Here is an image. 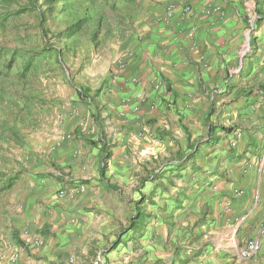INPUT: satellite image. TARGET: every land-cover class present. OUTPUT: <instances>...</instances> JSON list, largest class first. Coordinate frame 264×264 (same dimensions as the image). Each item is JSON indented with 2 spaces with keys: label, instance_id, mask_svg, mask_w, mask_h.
I'll list each match as a JSON object with an SVG mask.
<instances>
[{
  "label": "crops",
  "instance_id": "0c3cea01",
  "mask_svg": "<svg viewBox=\"0 0 264 264\" xmlns=\"http://www.w3.org/2000/svg\"><path fill=\"white\" fill-rule=\"evenodd\" d=\"M160 2L150 10L143 37L134 39V55L117 73L115 89L100 92L106 101H96V109L83 101L80 117L68 115L62 135L52 138L45 168L50 173L26 183L21 173L7 191L0 207V264H101L102 246L125 223V216L119 223L112 213L125 204L122 192H133L128 202L134 205L171 184L186 197L204 189L201 206L213 209L216 229L232 230L235 242L247 233L258 239L261 248L252 264H264V135L247 133L260 145L248 140L244 149L241 132L232 150H211L200 158L196 144L210 129L204 121L213 98L208 93L235 79L241 91L250 79L242 76L244 70L259 77L263 34L224 3L220 10L212 0ZM182 2L192 5L190 14L182 12ZM258 88L244 104L256 100ZM236 101L229 100L223 112ZM97 112L98 120L92 117Z\"/></svg>",
  "mask_w": 264,
  "mask_h": 264
},
{
  "label": "rangeland",
  "instance_id": "374dc122",
  "mask_svg": "<svg viewBox=\"0 0 264 264\" xmlns=\"http://www.w3.org/2000/svg\"><path fill=\"white\" fill-rule=\"evenodd\" d=\"M31 1L34 10L20 16L7 15L0 9V50L14 55L10 70L0 66V207L9 197V178L22 173L26 183L32 177L38 179L50 173L45 168L49 169L51 163L52 138L62 135L59 131L68 115L78 119L79 112L85 109L78 91L88 90L89 99L95 103L106 101L100 92L104 89V93L111 94L115 89L117 73L127 69L134 55L132 43L136 37H143L141 29L149 22L150 10L162 4L160 0H69L62 14L54 11L52 15L47 12L52 0H20L18 5L24 7ZM214 1L220 10L224 3L229 12L253 29L256 26V33H262L264 40V0ZM179 4L193 10L191 4ZM223 15L220 12L219 17ZM41 27L48 31L47 35L41 33ZM27 60L30 67L24 73ZM242 73L250 79L241 91L235 90L241 85L235 79L232 86L222 88L220 83L215 93H208V98L213 97L207 106L212 114L204 121L210 129L203 135L205 141L197 144L198 151L203 152H197L198 158L211 150H232L241 132L246 135L244 149L250 144L260 145L256 138L251 142L247 133L264 135V92L249 104L242 100L264 81V65L257 78L251 70ZM235 98L236 107L223 112L229 100L233 103ZM167 188L160 195L151 191L141 199L143 203L134 205L128 202L133 192H122L125 204L112 213L119 223L125 216V223H121L112 242L102 246L99 263L252 264V259L242 260L238 255L239 248L252 236L247 233L235 242L232 230L216 229L213 209L201 206L204 189L198 188V193H188L186 197L180 196L172 184ZM136 216L143 221L124 233Z\"/></svg>",
  "mask_w": 264,
  "mask_h": 264
},
{
  "label": "trees",
  "instance_id": "16d2710c",
  "mask_svg": "<svg viewBox=\"0 0 264 264\" xmlns=\"http://www.w3.org/2000/svg\"><path fill=\"white\" fill-rule=\"evenodd\" d=\"M20 0H0V9L1 10H5L8 14H10V16H20L21 14H24L26 12H31L34 10L35 8V5H34V2H29V4H27L26 6L24 7H20V5H18ZM53 2L50 4V7H49V11H47L50 15H52V13L54 11H57V13H63L65 11V9L67 8L68 4H69V0H52ZM59 4V8L56 7V4ZM13 5H15V7H13ZM41 33L45 36L47 35L48 31L44 28V27H41ZM14 55H8L7 53L3 52L2 50H0V66L1 68H6L8 70L11 69L13 63H14ZM6 60V61H5ZM30 67V60H27V62H25V65H24V68H23V71L24 73L29 69ZM23 75V74H22ZM258 91L260 92H264V84L260 85L259 88H258ZM87 92L88 90H79L78 91V94L81 98V100H83L84 102L88 101L89 97L87 95ZM247 96H251L252 93H248L246 94ZM90 103L91 105H93L96 109V103L94 102V100H90ZM212 114V111H209L207 114H206V118L209 117L210 115ZM98 112L95 114V115H92V117L96 120H98ZM92 145H96L95 142H91ZM198 144V143H196ZM194 145L191 146L192 149H194ZM200 148V147H199ZM190 156V155H189ZM109 158V155H106L104 156L103 158V162L105 160H107ZM190 158L187 156V158L185 159V161H188ZM105 163V162H104ZM21 173H17V175H14L13 177L9 178V183H8V187L6 188V190H9L15 180H17V176L20 175ZM137 221V222H136ZM143 220L140 218V216H136L134 217L131 222L129 223V226H127L126 230L124 231L127 232L129 230H132L133 228H136L137 227V223H141Z\"/></svg>",
  "mask_w": 264,
  "mask_h": 264
},
{
  "label": "built area",
  "instance_id": "2783aa9c",
  "mask_svg": "<svg viewBox=\"0 0 264 264\" xmlns=\"http://www.w3.org/2000/svg\"><path fill=\"white\" fill-rule=\"evenodd\" d=\"M170 12H172V10ZM182 12L184 14H190L191 9L189 6H184L182 8ZM59 195L62 196L63 193L60 192ZM261 233L264 234V229L261 231ZM260 248H261V243L258 239L251 240L247 242L243 247L239 248L238 250L239 258L242 260H249V259L253 260L256 257V254L260 251Z\"/></svg>",
  "mask_w": 264,
  "mask_h": 264
}]
</instances>
